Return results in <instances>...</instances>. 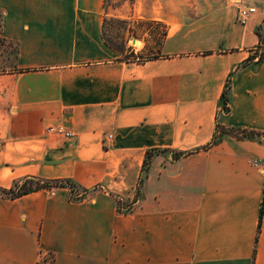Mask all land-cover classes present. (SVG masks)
Here are the masks:
<instances>
[{"label":"crops","instance_id":"1","mask_svg":"<svg viewBox=\"0 0 264 264\" xmlns=\"http://www.w3.org/2000/svg\"><path fill=\"white\" fill-rule=\"evenodd\" d=\"M114 17L163 26L156 55L122 59L105 39ZM258 31L264 0H0V39L15 45L0 71V187L93 191L0 197V264H264V137L204 149L218 123L264 133Z\"/></svg>","mask_w":264,"mask_h":264},{"label":"rangeland","instance_id":"2","mask_svg":"<svg viewBox=\"0 0 264 264\" xmlns=\"http://www.w3.org/2000/svg\"><path fill=\"white\" fill-rule=\"evenodd\" d=\"M111 8L117 7L119 4V0H108ZM117 9V8H116ZM163 26L155 23H146V22H136L130 21L127 18L123 17H114L107 20L105 26V36L107 40L112 43L114 46L123 50V54L121 56L122 59L127 61H142V59L146 57H150L156 54L160 42L163 37ZM135 38L143 39V46L141 43H137L138 46H142L143 52L132 51V47L129 44L130 40ZM134 43V41H132ZM15 51V45L12 43H8L2 39H0V71L6 69V65L4 63V57L7 54ZM221 115L222 113L219 112ZM57 189H66L71 195V199L78 200L77 197L84 196L87 197L90 193L85 194V192L78 187L75 186H66L65 188H57ZM128 205H131V202L124 201L121 204V207L124 208L125 211L128 210ZM133 205V203H132ZM53 256H49L47 259V264H53Z\"/></svg>","mask_w":264,"mask_h":264},{"label":"trees","instance_id":"3","mask_svg":"<svg viewBox=\"0 0 264 264\" xmlns=\"http://www.w3.org/2000/svg\"><path fill=\"white\" fill-rule=\"evenodd\" d=\"M166 33L167 32L164 30L163 37L166 35ZM258 34L261 37V41H263V43H264V38L262 37L261 32L258 31ZM105 39L111 47L117 49L118 51H120L123 54L122 49H120V48L114 46L112 43H110L107 40L106 36H105ZM155 55L156 54H154L150 57H146L142 60L149 59L151 57H154ZM252 59H254V58H250L249 61H251ZM262 59H264V54L259 57V60H262ZM232 75H233V73H231L229 78H228L225 91L223 92L222 97H221V101H220V107H221L220 109L227 112V113H231V110H232L231 105H230V95H229V91L231 89V77H232ZM225 136H233L237 139H249V140L255 141V140H261V138L264 137V133L257 132L254 130L245 129V128H241V127L228 128V127L218 123L217 124V130H216V133L214 135L213 140L211 141V143H209L207 146H205L204 149H209V148H212L216 145H219ZM0 146H1V143H0ZM184 155H185V153H181V152L176 153L177 158H181ZM151 156H152V153L148 152L147 158L145 161V167L148 165V162H149ZM66 186H75V187L81 188L76 182H74L73 180H70V179L49 180V179H40V178H35V177H25L23 179L16 180L10 189H4V188L0 187V197L8 198V199H18V198H21L23 196H26V195H29L31 193L38 192L41 190H52L55 188H65ZM81 189L85 192V194L90 192L89 190H85L83 188H81ZM83 198H84L83 195L77 197L78 200L83 199ZM117 200H118V204H119V211L122 213L129 212V211H125L124 208L121 207V204L124 202V200H122L121 198H117ZM132 207H133L132 204L128 205V210L131 211ZM263 215H264V208L262 207L261 211H260L259 225H258V231L259 232H260L261 226H262ZM52 258L54 259V257H52Z\"/></svg>","mask_w":264,"mask_h":264},{"label":"built area","instance_id":"4","mask_svg":"<svg viewBox=\"0 0 264 264\" xmlns=\"http://www.w3.org/2000/svg\"><path fill=\"white\" fill-rule=\"evenodd\" d=\"M255 12L254 8H250V9H239L238 14H237V21L241 24H245L248 19L250 18L251 14H253ZM222 114H228L227 112L223 111L220 109V111ZM50 131H54L60 134L65 135L67 138H72L74 136L73 132L66 130L64 127H57V128H51ZM112 135H109L107 139H111ZM255 165L257 166H262L264 168V162L261 161H257L255 162ZM128 208V207H127ZM48 255L45 256L43 258V260L41 261V264H47V259H48Z\"/></svg>","mask_w":264,"mask_h":264}]
</instances>
